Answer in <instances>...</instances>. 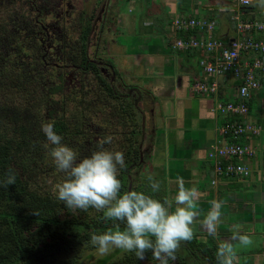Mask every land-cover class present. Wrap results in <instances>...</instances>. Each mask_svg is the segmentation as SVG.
I'll list each match as a JSON object with an SVG mask.
<instances>
[{
	"label": "rangeland",
	"instance_id": "obj_1",
	"mask_svg": "<svg viewBox=\"0 0 264 264\" xmlns=\"http://www.w3.org/2000/svg\"><path fill=\"white\" fill-rule=\"evenodd\" d=\"M112 1L117 8L123 5L122 0ZM253 2L254 14L264 17V0ZM104 4L105 0H0V154L8 159L7 165L19 181L18 189L52 199L48 210L42 211L52 212L56 220H47L41 226L44 234L40 240L49 241L60 233L65 237L74 234L71 249L50 254L45 264H95L100 258L102 263L109 264L125 250L112 249L101 254L90 243V236L116 227L125 229V225L103 220V212L94 208L69 209L56 198L57 185L66 177L56 169L48 154L42 122L54 123L62 144L77 153V161L98 150V142L110 136L112 142L105 144L104 149L124 154V166L117 174L121 182L119 194L150 190L143 170L147 140L141 141L143 149L137 152V133L143 129L146 132L149 127L145 117L148 101L141 97L139 100L138 93L129 91L130 86L119 78L115 87L127 94L111 95L85 63V58H100L102 50L98 51L96 45L97 21ZM99 73L106 81L112 75L108 66ZM1 162L4 161L0 159L3 168L5 163ZM0 191V213L10 209L13 216L19 215L17 226L22 238L28 232L36 235L40 226L27 217V200L21 199L10 185L1 187ZM245 231L252 243L241 246L233 242L236 252L233 264H264V236L260 237L256 232L259 230ZM230 239L194 234L192 242H181L176 259L168 264H193L190 254L184 252L187 244L201 264H218L216 250ZM140 262L159 261L148 252Z\"/></svg>",
	"mask_w": 264,
	"mask_h": 264
},
{
	"label": "crops",
	"instance_id": "obj_2",
	"mask_svg": "<svg viewBox=\"0 0 264 264\" xmlns=\"http://www.w3.org/2000/svg\"><path fill=\"white\" fill-rule=\"evenodd\" d=\"M119 8L105 0L97 21L96 45L100 58L121 82L149 103L148 131L137 133L138 151L145 152V176L161 184L159 192L141 191L154 199L173 202L175 210L178 177L186 188H195L202 216L211 209V201H224L218 235L230 238L239 232L256 231L264 236V75L259 88L248 99L246 120L260 126L259 134L249 138L254 155L246 162L250 173L245 178L210 181L214 177L212 160L206 156L209 145L218 138L223 117L214 110V100L191 91L195 80H204L196 64L201 52L172 47L178 35L172 20L179 16L209 17L215 20V36L227 39L238 35L232 17L259 19L250 6L235 0H122ZM201 9V10H200ZM200 10V11H199ZM202 12V13H200ZM258 17V18H257ZM98 20V19H97ZM254 36L264 40V31ZM95 46L92 45L93 49ZM220 100L231 99L236 80L230 75L217 78ZM141 152V151H140ZM160 162L157 167L156 163ZM149 186V183H148ZM262 227V228H261ZM207 234L197 225L194 234ZM264 241V240H263Z\"/></svg>",
	"mask_w": 264,
	"mask_h": 264
},
{
	"label": "clouds",
	"instance_id": "obj_3",
	"mask_svg": "<svg viewBox=\"0 0 264 264\" xmlns=\"http://www.w3.org/2000/svg\"><path fill=\"white\" fill-rule=\"evenodd\" d=\"M41 131L47 139L48 154L53 164L66 177L57 185L56 198L69 209L87 211L94 208L103 212V220L119 221L125 225L124 231L91 234L90 243L101 254H107L112 249H123L134 253L138 260H144L146 254L151 252L159 264H168L169 260L176 259L175 253L181 242L193 239L197 225L210 237L218 235L223 200H212L211 209L202 216L198 210L197 190L194 187L186 188L182 177L176 180L174 211L170 210L173 206L171 200L162 203L137 191L119 194L121 182L117 174L118 169L124 166V154L104 149L105 144L112 142L110 136L98 142V150L77 161V153L62 144V137L54 130L53 122H42ZM156 166H160L159 161ZM15 180V174L9 170V174L0 180V187L12 185ZM149 186L154 193L161 188L160 182L152 177H149ZM233 242L248 246L252 240L247 234H233L230 241L218 246L215 254L218 264H233L236 257Z\"/></svg>",
	"mask_w": 264,
	"mask_h": 264
},
{
	"label": "built area",
	"instance_id": "obj_4",
	"mask_svg": "<svg viewBox=\"0 0 264 264\" xmlns=\"http://www.w3.org/2000/svg\"><path fill=\"white\" fill-rule=\"evenodd\" d=\"M254 0H235L241 7ZM238 35L227 39L215 36V20L209 17H174L172 25L178 35L172 47L180 50H198L196 60L204 80H195L191 91L214 100V110L222 115L218 138L208 147L206 156L212 160L214 177L211 183L232 178H245L250 170L246 165L254 155L249 138L259 134L260 126L246 120L248 99L260 86L264 75V40L254 36L264 31V18L241 20L232 17ZM230 75L237 82L233 97L220 100L217 78Z\"/></svg>",
	"mask_w": 264,
	"mask_h": 264
},
{
	"label": "trees",
	"instance_id": "obj_5",
	"mask_svg": "<svg viewBox=\"0 0 264 264\" xmlns=\"http://www.w3.org/2000/svg\"><path fill=\"white\" fill-rule=\"evenodd\" d=\"M84 37V36H83ZM86 38V37H85ZM85 40L84 38H82ZM86 65L90 66L92 69L93 74L95 73L96 77L99 79L100 84L104 90H106L111 95H118V96H125L122 92H118L115 83L117 82L116 76L114 74V70L110 68V66L101 61V60H94L91 57L85 58ZM108 66L111 69L112 75H110V79L108 81L104 80L100 75V69ZM136 100V98H135ZM7 155V154H6ZM8 156V155H7ZM0 159L5 163L4 167H0V177H5L9 170H12L10 165H7L8 159L3 155L0 154ZM32 158H30L31 160ZM30 161H28L29 163ZM19 181L16 178L15 183L10 185L13 189H16L17 194L21 197V199L27 200V217L32 219L36 222V224L40 227L36 228V235L33 236L32 232L27 233L26 238H22V232L20 228L17 226L18 224V216H13L12 211L9 209V212H1L0 213V264H45L49 261L48 256L50 254H60L64 253L65 251L68 252L71 249L72 239L74 234L65 237L60 234H56L53 236L52 239L49 241L45 238L40 240V237L44 234V230L40 229L41 226L46 225L47 220H56L53 218L52 212H47L43 214L44 209L46 211L49 208L52 199L49 197H39L35 195L31 190L28 192H24L18 189ZM1 188V187H0ZM1 194V191H0ZM33 213H38V215H34ZM105 224V221H104ZM94 228V225H91ZM125 229L121 228H112L109 231H124ZM108 231V232H109ZM32 233V234H31ZM54 233L48 236H52ZM154 239V238H153ZM192 242V241H189ZM188 242V243H189ZM179 250V249H178ZM177 250V251H178ZM192 247L188 244L184 252L188 255L190 254V260L193 264H201L197 259V255L191 252ZM186 255V260L187 259ZM197 256V257H196ZM51 258L50 260H52ZM103 260V259H102ZM101 258L96 260L95 264H99ZM199 263H198V262ZM100 263V264H101ZM104 264V263H102ZM109 264H159L157 263H141L138 260L134 253L124 251L119 258L116 260L110 261Z\"/></svg>",
	"mask_w": 264,
	"mask_h": 264
}]
</instances>
